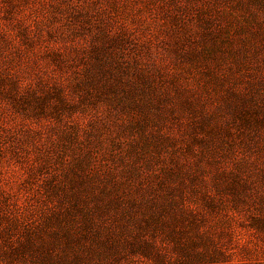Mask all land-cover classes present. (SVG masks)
Here are the masks:
<instances>
[{"label":"rangeland","instance_id":"obj_1","mask_svg":"<svg viewBox=\"0 0 264 264\" xmlns=\"http://www.w3.org/2000/svg\"><path fill=\"white\" fill-rule=\"evenodd\" d=\"M0 264H264V0H0Z\"/></svg>","mask_w":264,"mask_h":264}]
</instances>
